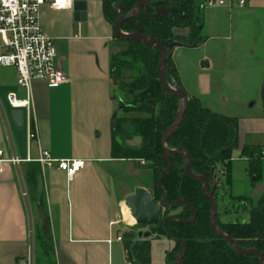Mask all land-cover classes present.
<instances>
[{"label": "crops", "instance_id": "crops-1", "mask_svg": "<svg viewBox=\"0 0 264 264\" xmlns=\"http://www.w3.org/2000/svg\"><path fill=\"white\" fill-rule=\"evenodd\" d=\"M85 3L83 21L74 20L72 8L55 10L47 5L40 8L41 26L54 39L58 53L56 63L68 80L59 85L42 80L31 83L34 137L30 140L24 116L22 125L16 126L11 118L15 109L6 99L9 92L24 98L25 90L16 83L15 69L0 65V150L3 158L10 159L0 166V264H16L27 255L31 228L36 264H127L126 240L117 237L141 231L122 225L125 219L132 217L127 210L126 217L130 218H125L127 206L123 209L121 206L136 187L147 189L146 183L121 193L119 180L123 163H131L129 170L124 166L129 173L140 166L132 159L111 154V122L115 116L123 114L118 106L122 99L115 94L118 86L110 74V60L124 49V42L115 36L113 26L105 19L103 0H85ZM194 12L200 17V35L204 41L197 47L174 45L171 59L181 87L201 100L213 85L212 76L205 68L214 61L205 49L211 39H217V113L238 119L231 183L224 186L232 196L233 187L237 185L235 195H246L253 202L264 190V167L263 179L252 187L248 161L239 158V153L248 144L264 148L260 97L264 82V0H247L243 7L225 3L200 8L197 4ZM210 25H217V29L204 35V28ZM175 33L186 36L189 32L187 28H178ZM178 48L203 49L199 66L195 68L198 76L190 91L174 60ZM203 61H207L206 67L201 66ZM135 137L126 141H133L136 147L140 142L136 144ZM40 150H47L55 159L83 158L86 166L72 180H67L65 172L55 167L42 171L36 161ZM262 161L264 163V153ZM236 162L246 165L248 189L239 188L240 179L234 171ZM33 167L38 168L34 175L35 188L31 187L27 173ZM223 179L222 176L221 183ZM22 190L27 193L26 200ZM118 226L127 231H120ZM36 227L50 238L49 255L37 246ZM155 237H150V264H167V252L173 248L174 241ZM156 250L160 253L159 261L153 257Z\"/></svg>", "mask_w": 264, "mask_h": 264}, {"label": "trees", "instance_id": "trees-1", "mask_svg": "<svg viewBox=\"0 0 264 264\" xmlns=\"http://www.w3.org/2000/svg\"><path fill=\"white\" fill-rule=\"evenodd\" d=\"M136 1L103 0L105 19L114 27L118 16L131 12ZM195 7V0H150L148 8L142 9L134 18L125 20L120 27L123 33L143 34L162 43L168 58L165 78L170 85V75L179 82L171 59L173 46L197 47L204 41L200 35V17L194 12ZM178 28H187L188 35L176 34L175 30ZM121 40L127 44V48L111 57L110 74L116 86L130 93L131 100H121L118 103L123 115L115 116L111 122V154L116 158L132 159L140 167L147 168L151 174V198L159 202L164 193L157 181L160 172L167 166L162 158L164 151L160 137L163 130L173 122L179 109V99L165 92L158 80V49L135 40ZM125 70L137 71V74L125 77ZM184 92L187 96V107L182 122L167 140L169 150L174 151L169 153L171 169L159 180L160 186L167 193L165 206L160 207L159 223L149 226V236L137 239V233L128 232L122 235L126 240L128 260L132 264H150V237L154 235L166 236L174 241L173 248L167 252V264H174L181 251V244L177 240L185 245V252L180 258L182 264H261L257 254L239 253L226 239L212 230L211 203L202 189L203 184L184 172L186 154L190 157L191 173L208 180L207 192L215 184L211 180L216 169L220 173L217 177V188L222 186V176L224 185L230 186L233 151L237 148L238 119L218 114L205 107L197 97L189 95L185 90ZM260 97L264 114V82ZM157 104L159 109L155 114ZM135 136L140 138L138 147L132 148L124 144ZM178 149L184 154L178 152ZM239 158L247 159L250 184L255 187L263 179L262 148L244 145ZM37 169L33 167L27 172L33 188ZM30 197L36 203L33 194L30 193ZM232 197L238 202L236 210L240 208L244 211L247 219L222 220L221 214L217 213V227L232 238L235 245L245 250L257 249L264 257V190L255 204L246 195ZM178 199H184L194 208L196 218L193 223L180 222L191 219L192 212L188 206L180 204L169 207ZM169 215L175 220L168 218L163 228V220ZM134 227L140 228L136 223ZM35 239L37 246L49 255L52 251L50 238L37 227Z\"/></svg>", "mask_w": 264, "mask_h": 264}, {"label": "built area", "instance_id": "built-area-1", "mask_svg": "<svg viewBox=\"0 0 264 264\" xmlns=\"http://www.w3.org/2000/svg\"><path fill=\"white\" fill-rule=\"evenodd\" d=\"M74 0H0V65L11 66L16 71V83L25 90V97L19 98L15 93L6 95L8 104L12 109L23 112L30 140L34 137L32 123L34 110L31 100L30 87L35 80H42L48 84L59 85L68 78L65 72L57 65V48L54 39L47 35L40 23V8L43 5L55 10L72 8ZM247 0H197L200 8L235 3L243 7ZM264 153V148L262 149ZM10 159L3 158L0 150L1 163ZM14 160V159H11ZM18 161V160H17ZM40 168H57L65 172L67 180L86 166L83 158H52L47 150H40L36 159ZM143 163V161H141ZM1 169V167H0ZM26 200L27 193L22 190ZM118 240L122 236L117 237ZM34 236L32 228L29 230V249L25 257L17 260L16 264H36L34 250ZM127 264H132L127 260Z\"/></svg>", "mask_w": 264, "mask_h": 264}, {"label": "water", "instance_id": "water-1", "mask_svg": "<svg viewBox=\"0 0 264 264\" xmlns=\"http://www.w3.org/2000/svg\"><path fill=\"white\" fill-rule=\"evenodd\" d=\"M150 0H137L136 4L131 12H128L126 14L119 15L117 20L114 24V33L117 38L124 39V40H135L138 42L149 44L155 48L158 49L160 54L159 64L157 67V76L158 80L161 83L162 88L165 92L175 95L179 99V109L177 111V114L173 120V122L166 127L163 132L161 133L160 142H161V148L164 151L163 160L166 163V168H164L159 175L157 185L160 189L163 190V196L160 199L159 202H155L151 198V193L143 188V187H136L134 189V192L130 195H128L125 199V203L131 210V215L135 220V223L140 227H149V226H155L160 221V207L165 206V199L167 198L166 191L160 186L159 180L163 177L165 173H167L171 169V163L169 160V153L174 152L169 150L167 146V140L168 138L176 131V129L179 127L180 123L182 122L183 115L185 112V109L187 107V96L181 87L180 83L177 82L173 77L170 75L171 78V85L167 82L165 78V74L167 73L166 63L168 58L166 57V50L161 42L157 41L154 38L148 37L143 34L139 33H123L120 29L121 24L128 19L134 18L142 9H146L149 6ZM85 0H74L72 3V9H73V17L75 21H83L86 19V11H85ZM116 9L119 13L118 5L116 6ZM208 65L207 61L201 62L202 67H206ZM153 117V114H152ZM11 118L16 126H21L23 121V112L19 109H15L11 112ZM178 152L184 154V152L180 149L177 150ZM185 159L186 163L184 166V172L186 175H188L191 178L198 179L203 184V191L210 200L211 203V214H210V225L212 230L222 236L224 239H226L239 253L247 254V253H255L258 255L259 259L261 260V264H264V257L263 253L259 252L257 249H242L239 246L235 245V242L232 238H230L225 233L221 232L219 228L216 225L215 222V215L217 211V204L213 197V192L215 190L216 184H213L209 191H206V185L208 184V180L200 175H194L191 173L189 168V161L190 157L186 154ZM184 204L188 206L192 212V217L190 220H180L181 223H193L196 218V212L193 207L189 203H187L184 199H178L169 207H176L179 204ZM175 220V218L172 215H169L164 218L163 220V228H165V222L167 219ZM149 231L142 232L139 231L137 233V239L141 238L142 236L147 237L149 236ZM181 244V251L176 256L174 264H182L180 261L181 256L185 252V245L180 241L177 240Z\"/></svg>", "mask_w": 264, "mask_h": 264}, {"label": "rangeland", "instance_id": "rangeland-1", "mask_svg": "<svg viewBox=\"0 0 264 264\" xmlns=\"http://www.w3.org/2000/svg\"><path fill=\"white\" fill-rule=\"evenodd\" d=\"M199 4L197 2V0H195V5ZM208 10V9H207ZM206 10H203V12H205ZM202 12V11H201ZM202 12V13H203ZM217 29V25H210V27L208 29L203 30L202 33H204V35H207L209 32H212L213 30ZM184 30H182V32H184ZM124 42V41H123ZM123 48L126 49L127 48V44L124 42L122 43ZM123 49V50H124ZM205 52H210L211 54V58L213 59V65H211L208 69L205 68V72L213 79V85L211 87V91L208 92V94H203L201 96V103L203 105H205L206 107H209L210 109H212L213 111L217 112V39H211L205 49ZM203 53V49L201 48H178L177 50H175V55H174V60L176 61V63H178L179 67H180V71H181V75L183 76L184 81L187 83H185V85L187 86L186 89L188 91L191 90L192 85H194L195 83V78L198 75H195V68L196 66H199V58L201 57ZM136 75L137 71H129V70H125L123 72V75L125 77H130L132 75ZM232 76V75H230ZM228 80H230V77H227ZM170 85V84H169ZM115 94L118 96V98L121 97V99L123 101H130L131 100V95L128 91L121 89L120 87L116 88ZM253 101V100H251ZM259 104V103H258ZM159 109V105L157 104L155 107V114L158 112ZM136 140V144H139L140 142V138L139 137H135L134 138ZM127 143L124 142V144H126L127 146L130 144L132 147L134 148L135 143L132 142H128ZM141 143V142H140ZM138 147V146H136ZM141 163V162H140ZM147 164V163H145ZM127 167V169L129 170L131 166L130 162H125L123 163V167L122 170L119 169V180L121 182L120 185V191L121 193H125V192H129L131 190L134 189V187L136 185H143L144 183H146L147 186V190L151 191V178L149 177L150 171L145 168V167H139L138 169H136V171H133V173H129L127 171V169L125 167ZM246 165L240 162H236L234 165V171H235V176L239 181V188L243 189V188H247V186L245 185L246 179H247V175L245 174V167ZM263 167H264V163H263ZM220 173L217 171V169L215 170V180H217V176H219ZM221 179V177H220ZM224 181V179H223ZM216 182V181H215ZM143 183V184H142ZM223 186H221L220 189H218L216 191V202H217V212L220 215L222 220H236V219H247V214L244 213V211H242L240 208L239 210L237 209V205L238 202L237 200L233 199L232 196H235V192H236V186L234 185L233 190H232V196H229V191L227 193V187L224 186V183H222ZM151 193V192H150ZM257 201V199L253 200V204H255ZM124 206H127V204L125 203V201L122 203V209ZM125 211L130 210V208L127 206L125 207ZM131 215V213H130ZM132 217V216H131ZM135 224V221H134ZM134 224L129 225L126 221L124 223H122L123 226H129V228H132L133 230L134 228ZM132 226V227H131ZM119 227V226H118ZM120 228V227H119ZM141 231H150L149 227H140L138 228ZM120 231L122 232H126L127 229L126 228H120ZM136 231V229H135ZM134 232V231H132ZM136 233V232H135ZM154 236V235H153ZM155 237V236H154ZM160 237V236H159ZM162 237V236H161ZM167 239L166 236H163ZM156 238V237H155ZM157 245V244H156ZM174 246V245H173ZM157 249V247H156ZM159 256L160 253H158V251H155V254L153 255L154 260L159 261ZM155 261V262H156ZM159 263V262H157Z\"/></svg>", "mask_w": 264, "mask_h": 264}, {"label": "flooded vegetation", "instance_id": "flooded-vegetation-1", "mask_svg": "<svg viewBox=\"0 0 264 264\" xmlns=\"http://www.w3.org/2000/svg\"><path fill=\"white\" fill-rule=\"evenodd\" d=\"M217 177H219V176H217ZM216 179H217V178H216ZM211 181H212V184H213V183L216 184V187H215V190H216V191H217V189H220V188H219L220 186H218V188H217V185H218V184H217V180H215V175H214L213 180H211ZM215 181H216V182H215ZM215 190H214V191H215ZM216 194H217V193H216ZM213 197H214V199H215V201H216V195L214 196V192H213ZM159 201H160V200H159ZM180 204H181V203H180ZM180 204H179V205H180ZM216 204H217V202H216ZM183 205H184V204H183ZM217 213H218V212L216 211V215H217ZM216 215H215V217H216Z\"/></svg>", "mask_w": 264, "mask_h": 264}, {"label": "bare ground", "instance_id": "bare-ground-1", "mask_svg": "<svg viewBox=\"0 0 264 264\" xmlns=\"http://www.w3.org/2000/svg\"><path fill=\"white\" fill-rule=\"evenodd\" d=\"M128 212L130 213V211L128 210ZM124 216H125V218H130V217H126L127 216V213H126V211L124 212ZM132 216V215H131ZM126 221H129L131 224H133L134 223V218L132 217V218H130V219H125Z\"/></svg>", "mask_w": 264, "mask_h": 264}]
</instances>
